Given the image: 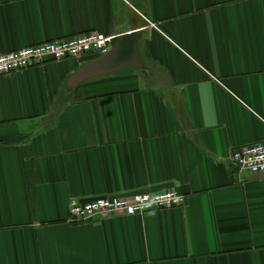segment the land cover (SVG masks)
Wrapping results in <instances>:
<instances>
[{
    "label": "crops",
    "instance_id": "crops-1",
    "mask_svg": "<svg viewBox=\"0 0 264 264\" xmlns=\"http://www.w3.org/2000/svg\"><path fill=\"white\" fill-rule=\"evenodd\" d=\"M141 31L142 67L97 58L0 76V264H264V0H0V54ZM174 188L181 207L69 223L71 199Z\"/></svg>",
    "mask_w": 264,
    "mask_h": 264
},
{
    "label": "built area",
    "instance_id": "built-area-1",
    "mask_svg": "<svg viewBox=\"0 0 264 264\" xmlns=\"http://www.w3.org/2000/svg\"><path fill=\"white\" fill-rule=\"evenodd\" d=\"M112 37L92 31L70 38L44 41L0 54V76L28 68L46 60L61 61L101 56L110 48ZM230 161L240 172L264 173V144L256 143L232 150ZM185 196L174 188L146 191L131 197L106 195L92 199H71L68 203L69 223L87 222L95 216L123 213L128 216L142 215L152 210L181 207Z\"/></svg>",
    "mask_w": 264,
    "mask_h": 264
},
{
    "label": "water",
    "instance_id": "water-1",
    "mask_svg": "<svg viewBox=\"0 0 264 264\" xmlns=\"http://www.w3.org/2000/svg\"><path fill=\"white\" fill-rule=\"evenodd\" d=\"M140 38V30L113 36L107 53L81 65L71 76L70 84L76 86L89 79L109 75L126 67L141 68Z\"/></svg>",
    "mask_w": 264,
    "mask_h": 264
}]
</instances>
